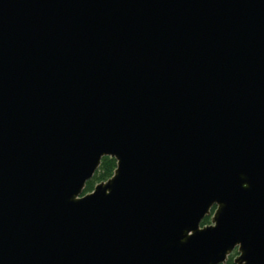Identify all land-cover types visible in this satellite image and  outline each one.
Segmentation results:
<instances>
[{"label": "water", "instance_id": "water-1", "mask_svg": "<svg viewBox=\"0 0 264 264\" xmlns=\"http://www.w3.org/2000/svg\"><path fill=\"white\" fill-rule=\"evenodd\" d=\"M233 251L264 264V0H0V264Z\"/></svg>", "mask_w": 264, "mask_h": 264}, {"label": "trees", "instance_id": "trees-1", "mask_svg": "<svg viewBox=\"0 0 264 264\" xmlns=\"http://www.w3.org/2000/svg\"><path fill=\"white\" fill-rule=\"evenodd\" d=\"M114 166H115V160L113 157L108 156V155L101 156L97 168L94 170L91 177L86 180L84 187H83V192L91 190L92 186L96 182H98L100 180H104L108 176H110ZM207 222H208V216H204L201 219V224L207 223ZM233 254H234V251L227 256V258L225 259V261L223 263H218V264H235L232 261V255Z\"/></svg>", "mask_w": 264, "mask_h": 264}, {"label": "rangeland", "instance_id": "rangeland-1", "mask_svg": "<svg viewBox=\"0 0 264 264\" xmlns=\"http://www.w3.org/2000/svg\"><path fill=\"white\" fill-rule=\"evenodd\" d=\"M209 221V220H208Z\"/></svg>", "mask_w": 264, "mask_h": 264}]
</instances>
